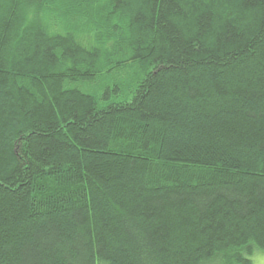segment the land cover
<instances>
[{
    "label": "trees",
    "instance_id": "1",
    "mask_svg": "<svg viewBox=\"0 0 264 264\" xmlns=\"http://www.w3.org/2000/svg\"><path fill=\"white\" fill-rule=\"evenodd\" d=\"M256 251L264 0H0V264Z\"/></svg>",
    "mask_w": 264,
    "mask_h": 264
},
{
    "label": "rangeland",
    "instance_id": "2",
    "mask_svg": "<svg viewBox=\"0 0 264 264\" xmlns=\"http://www.w3.org/2000/svg\"><path fill=\"white\" fill-rule=\"evenodd\" d=\"M204 264H218L217 261L206 262ZM252 264H264V252L256 251L252 256Z\"/></svg>",
    "mask_w": 264,
    "mask_h": 264
}]
</instances>
